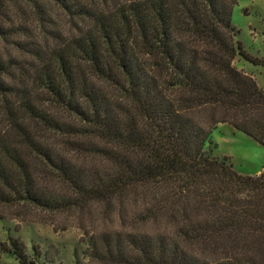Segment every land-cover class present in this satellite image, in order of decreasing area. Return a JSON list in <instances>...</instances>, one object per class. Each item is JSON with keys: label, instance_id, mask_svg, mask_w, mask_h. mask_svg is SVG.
I'll return each instance as SVG.
<instances>
[{"label": "trees", "instance_id": "1", "mask_svg": "<svg viewBox=\"0 0 264 264\" xmlns=\"http://www.w3.org/2000/svg\"><path fill=\"white\" fill-rule=\"evenodd\" d=\"M239 0H0V219L135 200L101 233L108 264H264V167L212 148L229 123L264 147V89L237 56ZM2 251L36 264L20 238Z\"/></svg>", "mask_w": 264, "mask_h": 264}, {"label": "rangeland", "instance_id": "2", "mask_svg": "<svg viewBox=\"0 0 264 264\" xmlns=\"http://www.w3.org/2000/svg\"><path fill=\"white\" fill-rule=\"evenodd\" d=\"M233 23L246 51L264 58V0H239ZM234 65L264 89V66L240 55ZM212 148L216 156L228 157L241 173L254 175L264 167V147L229 123H221L214 130ZM121 207L99 202L56 213L28 208L22 210L21 217L0 219V264H20L2 251L9 233L26 243L31 258L34 247L42 251L36 264H108L91 254L92 242L101 233L135 228L136 213L141 207L135 200Z\"/></svg>", "mask_w": 264, "mask_h": 264}]
</instances>
